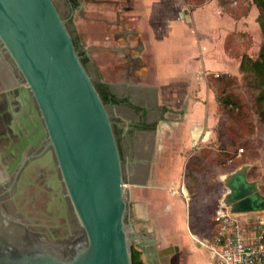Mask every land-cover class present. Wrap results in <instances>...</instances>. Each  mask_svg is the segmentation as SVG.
<instances>
[{
    "label": "water",
    "instance_id": "obj_1",
    "mask_svg": "<svg viewBox=\"0 0 264 264\" xmlns=\"http://www.w3.org/2000/svg\"><path fill=\"white\" fill-rule=\"evenodd\" d=\"M55 0H0V264H148L159 248L137 229L118 122ZM252 165L221 176L220 205L264 210Z\"/></svg>",
    "mask_w": 264,
    "mask_h": 264
},
{
    "label": "crops",
    "instance_id": "obj_2",
    "mask_svg": "<svg viewBox=\"0 0 264 264\" xmlns=\"http://www.w3.org/2000/svg\"><path fill=\"white\" fill-rule=\"evenodd\" d=\"M56 3L89 57L92 75L124 101L110 109L134 181L128 186L134 215L147 220L144 229L155 233L159 248L178 246L169 264H212L209 250L190 230L188 206L177 191L194 148L219 139V100L211 78L241 76L245 38L252 43L249 55L260 50V10L253 4L240 16L236 0Z\"/></svg>",
    "mask_w": 264,
    "mask_h": 264
},
{
    "label": "rangeland",
    "instance_id": "obj_3",
    "mask_svg": "<svg viewBox=\"0 0 264 264\" xmlns=\"http://www.w3.org/2000/svg\"><path fill=\"white\" fill-rule=\"evenodd\" d=\"M62 14L64 15L65 13ZM68 27L72 30L71 24H68ZM259 30L261 36H259L260 38H258V40H262L261 43H263L264 37L261 33V28H259ZM247 41V38H245L242 46L244 51H247V49L252 46V43L250 44V42L248 43ZM258 54L259 52L256 56H253V58H256ZM89 70L91 72L90 68ZM246 81L247 80L244 79V76L241 74V76L238 77L239 84L232 87L231 93L233 94L231 95L237 100L239 106V108H234L232 114L225 109H221V103L219 102V120L217 123L219 139L206 144L207 146H212L213 150L211 149L209 151L206 148L207 153L201 154V159H198L195 164L190 165L188 164L189 161H191L193 157L199 153L200 149L206 145H203L200 149L195 147L192 155L189 156L188 161L186 162L183 177L180 179L181 183L179 184V190L177 193L182 199H184L188 206V221L195 225L197 230H201L199 235L196 234L201 241L211 240L213 238L212 233L215 232L213 222L215 210L226 191L223 181L221 180L223 174L232 172L243 164H251L252 167L249 172V178L260 182V188L264 195V123L260 122L256 105V96L260 90L256 86L257 83L253 76L248 79L251 85L250 88L246 84ZM231 124L235 127L241 125V136H236V147L238 148L237 156L235 158L233 157V163L231 165L228 164V166L230 165L229 167H224L223 164L221 165V159L223 157L220 156L221 153L218 150V147H220L222 143V137H226L225 127ZM251 128L255 129V133H251ZM241 148L243 149L242 152H240ZM230 162L232 161L230 160L229 163ZM234 164L240 165L234 168L232 167ZM187 165H189V172L186 174ZM190 204L194 205V212L196 214L194 217H190L189 215ZM131 207H133L132 204ZM240 215L248 216V213ZM197 217H200V225L196 224L198 222ZM142 218L143 216L139 217L134 214L130 217L138 230L147 226V220ZM133 248L139 247L134 243Z\"/></svg>",
    "mask_w": 264,
    "mask_h": 264
},
{
    "label": "trees",
    "instance_id": "obj_4",
    "mask_svg": "<svg viewBox=\"0 0 264 264\" xmlns=\"http://www.w3.org/2000/svg\"><path fill=\"white\" fill-rule=\"evenodd\" d=\"M188 3L191 2L194 5L201 4L205 0H186ZM223 4L226 3V0H220ZM233 1V0H232ZM238 2L237 7L235 9V12L240 14V16L247 15L250 11L251 5L256 4L258 8L260 9V14L257 18V21L260 25L261 28V33L264 37V0H236ZM73 33V32H72ZM74 41L77 46V48L80 51V55L82 56V61L83 63L88 66L90 59L86 55L85 51L81 49V45L79 42V38L74 36ZM240 72L244 76V79H246V84L251 87L250 81H248L249 78L253 76L255 79V82L257 83V87L259 88V93L256 96V105H257V112L260 118V122L264 123V42L261 43L259 54L256 58H253L251 55L247 53V51L242 52V61L240 65ZM211 86L215 90L218 100L221 103V109H225L229 113H233L234 108H239L237 100H235L231 94L232 87L234 85L239 84L238 82V77L231 76L228 74H222L219 77H212L211 78ZM96 87L98 88L103 100L107 104H118L122 103L124 101H120L115 95H113L108 86L100 81V77L96 78ZM241 121V119H240ZM144 127L150 128V129H155L156 124H149L145 125ZM240 128L241 125L238 127H235L233 124L228 125L225 127V134L226 137H222V143L220 147H218V150L220 151L221 155L223 158L221 159V165L223 164L224 167H229L233 163V159L237 156L238 154V148L237 146V141H236V136H241L240 133ZM116 133L119 135L120 129L117 128L116 126ZM251 133H255V129L251 128ZM235 147V149H234ZM206 148L210 151L211 149L213 150L212 146H203L199 153L196 154L191 161H189L188 164L192 165L195 164V162L198 159H201V154H206ZM233 148V150H232ZM215 150V148H214ZM232 150V151H231ZM208 151V152H209ZM234 157V158H233ZM232 161L229 163V161ZM228 164H230L228 166ZM243 164V163H240ZM240 164H234L232 167L236 168ZM189 172V165H187V171L186 174ZM219 206V205H218ZM217 206V208H218ZM217 210V209H216ZM215 210V212H216ZM189 215L190 217H194L196 214L194 212V205L190 204L189 206ZM198 218V222L196 223L197 225H200V217ZM214 222V227H215V232L212 233V237L216 236L219 232V227L217 223ZM189 226L190 230L199 235L201 233V230H197L196 226L193 225L189 221ZM132 261L133 264H147L143 258H142V251H140L138 248H133L132 249Z\"/></svg>",
    "mask_w": 264,
    "mask_h": 264
},
{
    "label": "built area",
    "instance_id": "obj_5",
    "mask_svg": "<svg viewBox=\"0 0 264 264\" xmlns=\"http://www.w3.org/2000/svg\"><path fill=\"white\" fill-rule=\"evenodd\" d=\"M240 214L219 204L214 215L218 234L200 241L209 250L212 264H264V210L253 218Z\"/></svg>",
    "mask_w": 264,
    "mask_h": 264
},
{
    "label": "flooded vegetation",
    "instance_id": "obj_6",
    "mask_svg": "<svg viewBox=\"0 0 264 264\" xmlns=\"http://www.w3.org/2000/svg\"><path fill=\"white\" fill-rule=\"evenodd\" d=\"M142 127H144L145 125H141ZM121 134H122V131L120 130V133H119V137H121ZM122 156H123V153H122ZM175 253H173L172 255H174ZM172 255H170V256H168V257H166V258H164V259H161V262H163V263H166V264H169V258L172 256ZM160 261V260H159Z\"/></svg>",
    "mask_w": 264,
    "mask_h": 264
},
{
    "label": "bare ground",
    "instance_id": "obj_7",
    "mask_svg": "<svg viewBox=\"0 0 264 264\" xmlns=\"http://www.w3.org/2000/svg\"><path fill=\"white\" fill-rule=\"evenodd\" d=\"M129 186V185H128Z\"/></svg>",
    "mask_w": 264,
    "mask_h": 264
}]
</instances>
